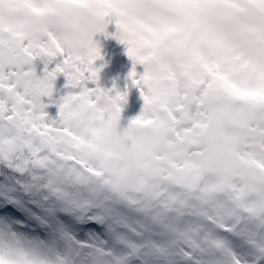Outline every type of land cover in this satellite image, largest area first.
Returning a JSON list of instances; mask_svg holds the SVG:
<instances>
[{
  "label": "snow or ice",
  "instance_id": "snow-or-ice-1",
  "mask_svg": "<svg viewBox=\"0 0 264 264\" xmlns=\"http://www.w3.org/2000/svg\"><path fill=\"white\" fill-rule=\"evenodd\" d=\"M111 24L144 100L123 150ZM0 264H264V0H0Z\"/></svg>",
  "mask_w": 264,
  "mask_h": 264
},
{
  "label": "rangeland",
  "instance_id": "rangeland-1",
  "mask_svg": "<svg viewBox=\"0 0 264 264\" xmlns=\"http://www.w3.org/2000/svg\"><path fill=\"white\" fill-rule=\"evenodd\" d=\"M117 28L115 24L109 25L107 29L108 35L99 33L94 40L101 48L102 59L96 61L95 66L100 69L99 86L104 90H112L111 94L115 95L117 91L128 92L127 102L123 104L124 123L132 121L139 116L144 106V100L141 90L129 80L130 73L133 70V60L127 55V45L121 43L116 37ZM54 61L51 67L55 66ZM43 61H37L38 74L43 73ZM135 70L139 75L144 71L143 65L137 64ZM55 89L52 98L45 97L44 102L49 105L45 111L48 115L56 119L59 116V107L53 103V100H59L62 96L67 95L70 89L66 87L67 77L60 74L54 81ZM95 87V84H90Z\"/></svg>",
  "mask_w": 264,
  "mask_h": 264
},
{
  "label": "clouds",
  "instance_id": "clouds-1",
  "mask_svg": "<svg viewBox=\"0 0 264 264\" xmlns=\"http://www.w3.org/2000/svg\"><path fill=\"white\" fill-rule=\"evenodd\" d=\"M88 44L87 41L81 46L79 50H86ZM115 97L109 92L105 97L97 104V108L101 113L102 122L99 127L101 132V143L105 149H112L114 147L123 150L124 145L127 143V139L130 135V129L128 124L124 123L123 118V105L114 103ZM133 175L131 179L135 181L138 179V173L133 166Z\"/></svg>",
  "mask_w": 264,
  "mask_h": 264
},
{
  "label": "flooded vegetation",
  "instance_id": "flooded-vegetation-1",
  "mask_svg": "<svg viewBox=\"0 0 264 264\" xmlns=\"http://www.w3.org/2000/svg\"><path fill=\"white\" fill-rule=\"evenodd\" d=\"M129 80H132V79L129 77ZM129 123H131V121H130V122L128 121V122L126 123V125L129 124Z\"/></svg>",
  "mask_w": 264,
  "mask_h": 264
}]
</instances>
